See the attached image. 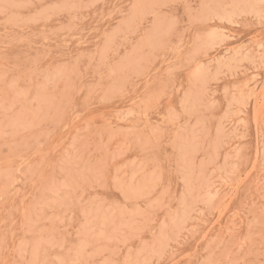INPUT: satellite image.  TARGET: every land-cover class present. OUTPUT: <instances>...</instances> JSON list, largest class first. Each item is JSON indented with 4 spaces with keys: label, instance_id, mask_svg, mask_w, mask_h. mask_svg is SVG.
Masks as SVG:
<instances>
[{
    "label": "rangeland",
    "instance_id": "rangeland-1",
    "mask_svg": "<svg viewBox=\"0 0 264 264\" xmlns=\"http://www.w3.org/2000/svg\"><path fill=\"white\" fill-rule=\"evenodd\" d=\"M58 263L264 264V0H0V264Z\"/></svg>",
    "mask_w": 264,
    "mask_h": 264
},
{
    "label": "bare ground",
    "instance_id": "bare-ground-1",
    "mask_svg": "<svg viewBox=\"0 0 264 264\" xmlns=\"http://www.w3.org/2000/svg\"><path fill=\"white\" fill-rule=\"evenodd\" d=\"M225 2H226V1H225ZM229 2H230V1H229ZM230 3H231V2H230ZM258 13H259V12H258ZM249 17H250V16L248 15V18H249ZM236 18H237V17H236ZM261 20H262V19H261ZM239 21H240V20H239ZM262 45H263V44H262ZM90 58H91V57H90ZM90 60H91V59H90ZM89 64H90V63H89ZM215 68H216V67H215ZM121 197H122V196H121ZM78 213H79V212H78ZM88 215H89V214H88ZM80 216H81V214H80ZM81 218H82V217H81ZM69 219H70V217H69ZM101 219H102V218H101ZM106 221H107V220H106ZM162 228H163V227H162ZM45 229H46V228H44V230H45ZM42 230H43V229H42ZM81 231H82V230H81ZM161 231H162V230H161ZM111 239H112V238H111ZM62 241H63V240H62ZM62 241H61V242H62ZM77 248H78L77 250H79V246H78ZM77 250H76V251H77ZM79 251H80V250H79ZM81 251H82V250H81ZM81 251H80V252H81ZM81 254H82V253H81ZM73 256H74V255H73ZM77 257L79 258V256H77ZM79 259H80V258H79ZM79 259H78V260H79ZM80 260H83V257H82V259H80ZM80 260H79V261H80ZM56 261H57V260H56ZM75 261H76V260H75ZM58 264H59V263H58ZM80 264H81V263H80Z\"/></svg>",
    "mask_w": 264,
    "mask_h": 264
}]
</instances>
